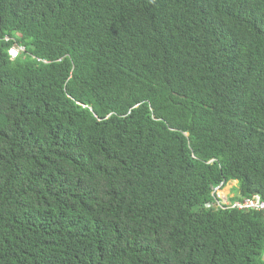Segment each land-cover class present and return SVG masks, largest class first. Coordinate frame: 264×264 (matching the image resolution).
I'll list each match as a JSON object with an SVG mask.
<instances>
[{"label": "trees", "instance_id": "obj_1", "mask_svg": "<svg viewBox=\"0 0 264 264\" xmlns=\"http://www.w3.org/2000/svg\"><path fill=\"white\" fill-rule=\"evenodd\" d=\"M235 182L264 202V0H0V264H264Z\"/></svg>", "mask_w": 264, "mask_h": 264}, {"label": "built area", "instance_id": "obj_2", "mask_svg": "<svg viewBox=\"0 0 264 264\" xmlns=\"http://www.w3.org/2000/svg\"><path fill=\"white\" fill-rule=\"evenodd\" d=\"M24 52L22 48H14L10 51V56L13 60H16L20 57V55ZM225 187H219L215 190V208L225 210L227 208L238 209L240 211H257L264 212V202L259 197H255L252 200H245L243 203H231L228 198L223 197L221 194L222 189Z\"/></svg>", "mask_w": 264, "mask_h": 264}, {"label": "rangeland", "instance_id": "obj_3", "mask_svg": "<svg viewBox=\"0 0 264 264\" xmlns=\"http://www.w3.org/2000/svg\"><path fill=\"white\" fill-rule=\"evenodd\" d=\"M238 188V183H230L228 186H226L224 189H222L221 194L223 197L228 198L229 200L233 199L236 194L234 189Z\"/></svg>", "mask_w": 264, "mask_h": 264}, {"label": "clouds", "instance_id": "obj_4", "mask_svg": "<svg viewBox=\"0 0 264 264\" xmlns=\"http://www.w3.org/2000/svg\"><path fill=\"white\" fill-rule=\"evenodd\" d=\"M231 200H232V199H231ZM231 200H230V201H231Z\"/></svg>", "mask_w": 264, "mask_h": 264}]
</instances>
